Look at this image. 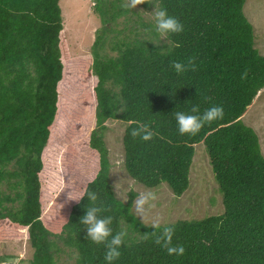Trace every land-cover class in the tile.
I'll return each mask as SVG.
<instances>
[{
  "label": "trees",
  "instance_id": "obj_1",
  "mask_svg": "<svg viewBox=\"0 0 264 264\" xmlns=\"http://www.w3.org/2000/svg\"><path fill=\"white\" fill-rule=\"evenodd\" d=\"M245 1L138 5L146 12L153 4L166 8L184 25L183 33L160 37L153 12L148 19L121 7L120 0H94L101 23L113 26L99 32L114 36L102 39L98 32L91 56L81 58L67 49L60 0H0V224L7 227L0 228V237L25 235L32 255L19 264H58L64 254L74 264H106L105 247L86 239L80 223L87 192L97 194V207L108 209L100 215L112 217L113 234L127 233L113 264H264V157L256 132L241 120L264 89V56L255 47ZM189 57L197 71L178 76L171 62ZM193 104L201 113L222 106L223 119L196 136H181L172 113L188 112ZM108 121L124 126L127 175L148 189L166 184L178 198L189 188L194 146L204 145L223 210L168 224L183 255H168L153 239L142 238L155 229L135 216L136 194L125 202L116 197ZM144 124L156 135L149 142L134 140L131 129ZM86 129L90 179L77 183L76 168L69 167L78 192L73 199L84 197L58 206L46 152L57 135L70 143ZM73 150L67 149L66 159H75Z\"/></svg>",
  "mask_w": 264,
  "mask_h": 264
},
{
  "label": "rangeland",
  "instance_id": "obj_2",
  "mask_svg": "<svg viewBox=\"0 0 264 264\" xmlns=\"http://www.w3.org/2000/svg\"><path fill=\"white\" fill-rule=\"evenodd\" d=\"M120 1L124 2V0ZM94 3V0H60L59 2L65 40L71 56L89 58L92 52V45L97 38L99 30H103L104 26L109 27V30L110 27L113 28L110 24L103 25L101 23L99 16L94 13ZM147 6L151 7L152 4ZM154 6L155 4H153L149 12L139 6L135 9L140 11L139 13L145 18L153 19ZM244 14L253 26L255 47L264 56V0H246ZM99 34L102 39L114 36L112 31L99 32ZM107 52L109 51L107 50ZM89 83H92V81L90 80ZM241 120L256 132L259 137L260 151L264 157V89L247 108ZM105 126L107 128L105 141L110 158V183L117 198L125 202L128 200L130 192L136 195L141 191L155 192L157 200L155 201L156 207L152 210V215L161 216L163 223L166 224L177 220L201 219L222 212L223 206L220 204L222 196L214 181L203 144L194 146L195 153L189 175V188L178 198L173 195L166 184H162L155 189H148L133 181L125 172L123 164L121 141L124 126L117 121H108ZM91 129H86L84 136L77 137L70 143L65 141L64 135H57L46 152L48 162L54 170L50 187L58 206H61L63 201L66 203L71 202L69 193L71 198L78 195L74 180L69 172L70 166L76 168L78 174L77 183L86 182L91 177L92 161L88 157V149L85 145ZM70 146L74 148L73 151L76 153L74 160L66 159V156H68L67 149ZM117 183H119L118 195L115 187ZM0 228L7 230V227L1 224ZM31 255L32 248L29 246L25 235L0 237V264H9L10 261H18V264L20 261L28 262L31 259ZM57 263L74 264L73 260H68V255L65 254L57 259Z\"/></svg>",
  "mask_w": 264,
  "mask_h": 264
},
{
  "label": "clouds",
  "instance_id": "obj_3",
  "mask_svg": "<svg viewBox=\"0 0 264 264\" xmlns=\"http://www.w3.org/2000/svg\"><path fill=\"white\" fill-rule=\"evenodd\" d=\"M152 4L154 0H124L121 7L125 9H135L141 4ZM154 30L160 37L169 35H179L184 31V25L175 16L169 15L166 8H159L155 4L154 10ZM159 45V41H152ZM170 67L179 76L189 71H197V64L194 57H189L187 62L173 60ZM175 88H173L174 94ZM174 115L178 133L181 136H196L205 125H210L214 121L223 119L224 110L222 106H211L201 113L200 106L193 104L188 112L174 111ZM136 123L135 121H130ZM130 136L135 140L139 138L143 142H149L156 133L149 125H138L130 131ZM118 184L115 185L118 195ZM88 204L85 206V215L80 218V223L86 228V239L96 245H103L106 249L104 260L106 264H113L121 256V247L125 243L126 231L121 230L113 234L111 228L112 217L101 216L100 213L108 211L104 207H97L96 202L98 196L95 192H87ZM81 195L78 199H73L69 193V199L79 201L83 198ZM157 195L153 191H141L135 196L132 204L134 214L137 218L142 219V223L146 227L154 228L155 231L144 233L143 239H153L156 245L166 249L168 255L181 256L185 253L183 245H173V236L175 227L163 223V218L159 215H152V210L156 207L155 201ZM89 204L91 206H89ZM9 264H18V261H10Z\"/></svg>",
  "mask_w": 264,
  "mask_h": 264
}]
</instances>
